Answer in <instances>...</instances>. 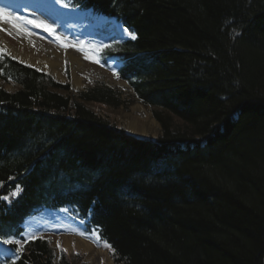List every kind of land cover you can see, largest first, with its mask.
Wrapping results in <instances>:
<instances>
[{
	"label": "trees",
	"instance_id": "trees-1",
	"mask_svg": "<svg viewBox=\"0 0 264 264\" xmlns=\"http://www.w3.org/2000/svg\"><path fill=\"white\" fill-rule=\"evenodd\" d=\"M65 2L135 33L100 60H121L117 77L160 134L99 115L92 104L121 105L114 88L74 92L4 53L0 197L20 188L0 200V234L66 208L114 264H264V0ZM49 241L22 243L16 264H83Z\"/></svg>",
	"mask_w": 264,
	"mask_h": 264
},
{
	"label": "rangeland",
	"instance_id": "rangeland-1",
	"mask_svg": "<svg viewBox=\"0 0 264 264\" xmlns=\"http://www.w3.org/2000/svg\"><path fill=\"white\" fill-rule=\"evenodd\" d=\"M3 2L16 3L13 10L5 8L4 13H0V46L12 49L14 52L20 53L22 56L29 58L31 62H36L37 66L20 60L21 62L33 65L35 68L48 73L58 82H70L71 89L75 91L85 90L92 84H105L114 88L120 94L121 105L111 107L104 104L95 103L91 106L94 110L115 124L118 128H122L128 134L139 138H147L155 140L160 134V126L152 117L148 107L133 99L130 95L131 90L126 81L114 75V70L121 65L116 57H108L107 64L102 65L93 59H86L85 55L95 57L98 60V51L91 46L110 44L113 41H123L128 36L121 38V24L114 19L96 18L95 15L86 16L85 12L77 9L64 10L60 7H54L46 4V0H1ZM9 3V2H8ZM11 13V15H9ZM19 16L20 20L13 19ZM8 20H12V24L19 25L27 31H20L9 24ZM40 20L52 26L54 35L36 27L34 24H28L27 20ZM28 33H31L30 35ZM56 36L63 38L66 45H78V47H63L56 40ZM80 41L84 43L81 45ZM5 48V49H6ZM83 48V51L80 50ZM10 53L9 51H6ZM47 54L48 57H56V72L45 68L46 60L41 54ZM13 58L16 56L9 54ZM111 58V59H110ZM40 66V67H38ZM10 89L11 86L7 85ZM139 112L141 116L137 114ZM136 114L143 125L135 124V130L129 128L131 116ZM139 132V133H137ZM23 234L31 236H44L49 238L50 244L58 250L64 249L66 254L74 255L80 253V261L83 264H98L94 262L91 256L79 245V240L89 243L92 247L103 251L106 259L101 264H114L109 249L103 246H97L89 238H85L79 234L81 232L77 223L71 222L65 216L63 210L55 212H41L34 216L27 217L24 222ZM59 242V247L57 246Z\"/></svg>",
	"mask_w": 264,
	"mask_h": 264
},
{
	"label": "snow or ice",
	"instance_id": "snow-or-ice-1",
	"mask_svg": "<svg viewBox=\"0 0 264 264\" xmlns=\"http://www.w3.org/2000/svg\"><path fill=\"white\" fill-rule=\"evenodd\" d=\"M56 3L61 5L62 7H69V3H66L65 0H56ZM73 7H79V5H76V4H73L71 5ZM5 12V8L4 7H0V13H4ZM9 15H11V13H9ZM13 19L15 20H20L21 18L19 16H14ZM5 20L9 23V24H12V20H8L7 17H5ZM27 23L28 24H34L36 27H39V28H43L44 31L46 32H49L50 35H56L55 32L53 31L52 29V26L46 24L44 21H40V20H27ZM13 27L17 28L18 30L20 31H27V29H23L21 28L19 25H16V24H12ZM121 27V38H123V36H128L130 37L131 39H136V35L134 32H131L129 31L128 28L126 27H123L122 25L120 26ZM0 30H3V29H0ZM29 35L31 33H28ZM56 40L57 42H59L61 44V46L63 47H68V46H71V47H78V45H66L63 41V38L60 37V36H56ZM84 42L83 41H80V44L82 45ZM93 49L97 50V51H100V52H103L105 49H110L112 47V45L110 44H105V45H101L99 48H97L96 45H92L91 46ZM81 51H83V48H80ZM6 52V49H3V48H0V59H3V54ZM85 58L86 59H93L95 62L99 63L98 60L95 59V57H89L87 54L85 55ZM15 59V58H13ZM111 59V58H110ZM115 70H114V75H115ZM19 188L20 186L17 185V190H14L12 191L11 195L10 196H5V197H0V200H6V201H9L11 202V199H13L14 197H16L18 194H19ZM0 232H2V229H0ZM79 234L81 235H84L85 233L84 232H80ZM95 234V232H93V235ZM16 235L15 232H12L11 234H9L6 238L4 235L0 234V242H2L3 244L5 245H16V249H15V253L14 255L16 257H18L20 254H22V251H23V244H27L30 240H33L35 239L36 237L34 236H31V235H26V234H22L20 236L19 239L17 238H14ZM97 239H99L97 237ZM22 241H23V244H22ZM57 246L59 247V242H57ZM105 247L107 248H110L111 246L109 244H107V242H105L104 244ZM65 251L64 249L61 248V252ZM11 264H16V261L15 259L12 260Z\"/></svg>",
	"mask_w": 264,
	"mask_h": 264
},
{
	"label": "bare ground",
	"instance_id": "bare-ground-1",
	"mask_svg": "<svg viewBox=\"0 0 264 264\" xmlns=\"http://www.w3.org/2000/svg\"><path fill=\"white\" fill-rule=\"evenodd\" d=\"M46 4L51 5V7L56 6V7L62 8L64 10H71V9L66 8V7H62L61 5L57 4L56 2H52L50 0H46ZM0 48L5 49L6 47L4 48V46L3 47L0 46ZM6 51H9L12 55L16 56L18 60L24 59V61L29 62V63L37 66L36 62H31V60L29 58L22 56L20 53L14 52L12 49L6 48ZM41 56H43L44 60H46L45 62L47 64H46L45 68H47L48 70L55 73L56 72V65H57L56 57L52 56V58H51L50 56L48 57V55L44 54V53L41 54ZM38 67H40V66H38ZM137 114L142 117V115L139 112H137ZM133 115L134 116H131V120H130L131 122L129 123V128H131L132 130H135L133 127L135 124H137V125L142 124L143 125V123H145V122H144V120H141L135 113ZM137 133H139V132H137ZM79 245L84 249V251L87 252L88 256L92 257L94 262L101 264V262L105 261L106 256H105L103 251H100V250L92 247L89 243L82 241V240H79Z\"/></svg>",
	"mask_w": 264,
	"mask_h": 264
},
{
	"label": "water",
	"instance_id": "water-1",
	"mask_svg": "<svg viewBox=\"0 0 264 264\" xmlns=\"http://www.w3.org/2000/svg\"><path fill=\"white\" fill-rule=\"evenodd\" d=\"M136 137V136H135Z\"/></svg>",
	"mask_w": 264,
	"mask_h": 264
}]
</instances>
